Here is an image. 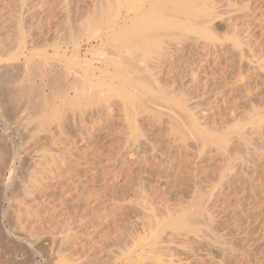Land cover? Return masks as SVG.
<instances>
[{"label": "rangeland", "instance_id": "374dc122", "mask_svg": "<svg viewBox=\"0 0 264 264\" xmlns=\"http://www.w3.org/2000/svg\"><path fill=\"white\" fill-rule=\"evenodd\" d=\"M118 1L0 0V264H264V0L167 4L147 58Z\"/></svg>", "mask_w": 264, "mask_h": 264}, {"label": "bare ground", "instance_id": "6f19581e", "mask_svg": "<svg viewBox=\"0 0 264 264\" xmlns=\"http://www.w3.org/2000/svg\"><path fill=\"white\" fill-rule=\"evenodd\" d=\"M199 1H202V0H199ZM206 1H208V0H206ZM227 1V0H226ZM175 2H177L178 4H181L182 2H185V4L186 3H189L188 4V6L189 5H191V8H192V13L189 11L191 8H189V7H187L186 6V8H188L187 10L190 12V14H188V18L191 20L194 16H193V14H198V11H200L201 12V9L202 8H200L199 6L201 5V3H200V5H198L199 4V2H198V0H119L118 2H117V5H116V8H117V10L118 9H122V11L123 12H125V13H127V15H128V17H131L130 18V25L124 30V31H122L121 30V32H124V35H127V38L129 39L130 37H132V36H134V37H137L135 40H134V38L133 39H131V40H129L130 41V43H131V45H132V49H128L127 50V53L129 52V53H132V51H133V48H134V53H133V55H135V53H136V50H138V49H136V47H140V49H141V51H139L138 50V52H140V53H138V54H140V55H142L143 53H144V55H142V58H143V56H147L148 55V52H147V54H146V52H144V50H145V48H147V49H149V46H150V49H151V47L153 48V47H158L157 46V44H160L158 41L159 40H157V37L158 36H160L161 35V33L163 34V33H166V34H169V33H167V30L168 29H170L169 27H171V19L170 18H168L167 17V14H166V16L164 15V12L162 11V9H163V7H165L167 4H169L168 6H171L170 5V3L171 4H174ZM195 2V3H194ZM204 2V1H203ZM211 2V1H210ZM217 2V1H216ZM197 3V5H195ZM214 4V3H213ZM259 4V3H258ZM112 6H113V4H111ZM175 5V4H174ZM108 6H110V5H108ZM111 7V6H110ZM114 7V6H113ZM177 5H176V7H174V9L175 10H177ZM204 7V6H203ZM222 7V6H221ZM224 7V6H223ZM115 8V9H116ZM169 8H171V7H169ZM200 8V9H199ZM260 8V7H259ZM114 9V8H113ZM172 9H173V6H172ZM171 9V10H172ZM178 9H179V7H178ZM204 9V8H203ZM211 9V8H210ZM108 10V9H107ZM107 10H106V12H107ZM111 10V9H110ZM116 10V11H117ZM184 10H186V9H184ZM183 10V11H184ZM113 11V10H112ZM111 11V12H112ZM120 11V10H119ZM180 11V10H179ZM203 11H206L205 9L204 10H202V12ZM211 11V10H210ZM246 12H247V10H246ZM117 13V12H116ZM205 13V12H204ZM107 14V13H106ZM109 14V13H108ZM185 14V13H184ZM206 14V13H205ZM204 14V15H205ZM113 15V14H112ZM138 15V16H137ZM177 14H174V16H176ZM109 16V15H108ZM139 16H141V17H139ZM170 16H173V15H170ZM190 16H191V18H190ZM243 16V15H242ZM181 17V16H180ZM106 18V17H105ZM138 18V19H137ZM175 18V17H174ZM178 18V17H177ZM195 18V17H194ZM113 19V18H112ZM176 19V18H175ZM180 19V18H179ZM196 19V18H195ZM194 19V20H195ZM205 19V18H204ZM206 19H208V17L206 18ZM105 20V19H104ZM132 20V21H131ZM134 20V21H133ZM197 20V19H196ZM195 20V21H196ZM221 20V19H220ZM191 21H193V20H191ZM260 21V20H259ZM224 22V21H223ZM195 23V22H194ZM249 24V23H248ZM209 25V24H208ZM234 25V24H233ZM246 25V24H245ZM226 26V25H225ZM225 28V27H224ZM229 28V27H228ZM187 30V29H186ZM213 30V29H212ZM243 30V29H242ZM183 31V30H182ZM205 31V30H204ZM215 31H216V29H215ZM241 31V30H240ZM120 32V31H119ZM214 32V31H213ZM243 32H246V31H244L243 30ZM160 34V35H159ZM183 34V33H182ZM202 34L204 35V36H206V35H208V33L205 31V32H203L202 31ZM210 34V33H209ZM238 34V33H237ZM201 35V34H200ZM156 38H155V37ZM162 36V35H161ZM166 36V35H165ZM172 36V35H171ZM170 36V37H171ZM177 36V35H176ZM119 37H121V36H119ZM123 37H125V36H123ZM122 37V38H123ZM166 37H168V35L166 36ZM202 37V36H201ZM169 38V37H168ZM126 38H124L123 39V44H127L128 43V47H129V41L127 42V43H124V41H126L125 40ZM150 39V40H149ZM180 39V38H179ZM185 39V38H184ZM134 40V42H131V41H133ZM161 40V39H160ZM181 40V39H180ZM198 40V39H197ZM133 43V44H132ZM157 43V44H156ZM116 45V44H115ZM153 45H155V46H153ZM215 45V44H214ZM219 45V44H218ZM121 46V48H122V45H120ZM126 46V45H125ZM134 46V47H133ZM115 47V46H114ZM124 47V46H123ZM142 47H145L144 49H142ZM155 47V48H156ZM214 47V46H213ZM222 48V47H221ZM250 48V47H249ZM117 49V48H116ZM146 49V50H147ZM149 49V50H150ZM182 49V48H181ZM215 49V48H214ZM119 50V49H118ZM126 50V49H125ZM130 50H132L131 52H130ZM142 50H143V52H142ZM145 50V51H146ZM126 52V51H125ZM138 54H136L137 56H139ZM146 54V55H145ZM160 54V53H159ZM128 55H130V54H128ZM157 55V54H156ZM141 57V56H140ZM148 57V56H147ZM146 57V58H147ZM152 57V56H151ZM181 57V56H180ZM228 57V56H227ZM130 58V57H129ZM133 57H131V60H133L132 59ZM139 58V57H138ZM150 58V57H149ZM159 58V57H158ZM145 59V58H144ZM139 60L140 61H142L143 59H141V58H139ZM156 60H157V57H156ZM159 60V59H158ZM180 60V59H179ZM144 61V60H143ZM250 61V60H249ZM77 62V61H76ZM118 63V62H117ZM143 63V62H142ZM145 63V62H144ZM146 64V63H145ZM133 66H134V64H132ZM131 65V66H132ZM168 65V64H167ZM119 66V65H118ZM223 66V65H222ZM217 67V66H216ZM25 68V67H24ZM170 68V67H169ZM26 70V69H25ZM222 70V69H221ZM5 71V70H4ZM69 71V70H68ZM210 71V70H209ZM26 72V71H25ZM129 72V71H128ZM148 72V71H147ZM217 72V71H216ZM5 73V72H4ZM19 74H21V73H19ZM44 74V73H43ZM209 74V73H208ZM225 75V74H224ZM5 76V75H4ZM224 77V76H223ZM151 78H152V76H151ZM150 78V79H151ZM20 80V79H19ZM19 80H18V82H19ZM156 80V79H155ZM158 80V79H157ZM217 80V79H216ZM48 82V81H47ZM50 82V81H49ZM57 82V81H56ZM24 83V82H23ZM68 83V82H67ZM148 83V82H147ZM152 83V82H151ZM208 83V82H207ZM247 83V82H246ZM57 84V83H56ZM134 84V83H133ZM138 84V83H137ZM140 84V83H139ZM216 84V83H215ZM6 85H8V84H6ZM19 85H21V84H19ZM147 86H148V84H147ZM147 86L145 87V88H147ZM243 86V85H242ZM48 87H50V86H48ZM149 87H151V86H149ZM148 87V88H149ZM144 88V89H145ZM35 88L33 87V84H32V86L31 87H29L28 89H26L25 90V88H23L22 86H18L17 87V93L21 96L22 94L24 95V93L26 92V91H28V93H25V94H28V95H31V93H32V91L34 90ZM52 89V88H51ZM158 89H160V88H158ZM157 90V89H156ZM36 91H37V89H36ZM54 91H55V89H54ZM146 91H148L149 92V90H146ZM159 91V90H158ZM15 92V91H14ZM49 92H50V90H49ZM48 92V93H49ZM45 93V92H44ZM125 94H126V92H124ZM125 94H123V95H125ZM164 94V93H163ZM22 95V96H23ZM39 95V94H38ZM49 95V94H48ZM166 95V94H165ZM21 96V97H22ZM81 96V95H80ZM20 97V98H21ZM58 97V96H57ZM155 97V96H154ZM163 97V96H162ZM40 98V97H39ZM60 98H61V96H60ZM31 99V97L30 98H28V101ZM129 99V98H128ZM151 99V98H150ZM155 100V99H154ZM163 100V99H162ZM168 100V99H167ZM167 100H166V102H167ZM44 101V100H43ZM53 101V100H52ZM127 101V100H126ZM165 101V100H164ZM33 102V101H32ZM157 102V101H156ZM169 102V101H168ZM167 102V103H168ZM174 101H172V103H173ZM27 103V102H26ZM50 103H51V101H50ZM154 103V102H153ZM185 103V102H184ZM28 104V103H27ZM29 104H30V102H29ZM132 104V103H131ZM174 104H175V102H174ZM169 105V104H168ZM175 105H177V103L175 104ZM25 106V105H24ZM32 106V105H31ZM44 106H45V103H44ZM164 106V105H163ZM162 106V107H163ZM127 107V106H126ZM166 107V106H165ZM179 107V106H178ZM32 108V107H31ZM30 108V109H31ZM128 108V107H127ZM171 108V107H170ZM180 108V107H179ZM40 109H42V108H40ZM172 110V109H171ZM175 110V109H174ZM23 111V110H22ZM25 111V110H24ZM32 111V110H31ZM129 111V110H128ZM132 111V110H131ZM26 112V111H25ZM28 112V111H27ZM135 112V111H134ZM31 114V113H30ZM135 114V113H134ZM33 115V114H32ZM130 115V114H129ZM127 117V116H126ZM133 117V116H132ZM32 118V117H31ZM252 118V117H251ZM128 120H131L130 118L128 119ZM185 121V120H184ZM132 123V122H131ZM132 124H134V123H132ZM131 124V125H132ZM177 124V123H176ZM130 125V124H129ZM186 126V125H185ZM237 126V125H236ZM131 127V126H130ZM233 128V127H232ZM37 130H39V129H37ZM180 130V129H179ZM183 130V129H182ZM197 132V131H196ZM198 132H199V130H198ZM206 132V131H205ZM207 133V132H206ZM208 134H209V132H208ZM214 139V138H213ZM57 141V140H56ZM201 141V140H200ZM218 141V140H217ZM225 141V140H224ZM23 142V141H22ZM201 142H203V141H201ZM222 145V144H221ZM207 146V145H206ZM255 146V145H254ZM220 148V147H219ZM256 148H258V147H256ZM4 149H5V151H4ZM4 149L1 147L0 148V163L2 164V162L3 161H7L8 159H6V158H8L7 157V155H8V153H6V151H7V149L4 147ZM61 149V148H60ZM13 151V150H12ZM8 152V151H7ZM32 152V151H31ZM219 153V152H218ZM12 154H14L13 155V158H11L9 161H8V172L11 174L12 172H13V169H14V164H13V161L12 160H15L14 158H15V155H16V150L14 149V151H13V153ZM220 154V153H219ZM254 155V154H253ZM220 156V155H219ZM48 160V159H47ZM37 161V160H36ZM51 161V160H50ZM58 162V161H57ZM247 162V161H246ZM4 163V162H3ZM7 163V162H6ZM249 168V167H248ZM80 170V169H79ZM16 171V170H15ZM36 172V171H35ZM39 173V172H38ZM10 174H9V176H10ZM209 180V179H208ZM28 181V180H27ZM237 181V180H236ZM208 183V182H207ZM233 184V183H232ZM19 185V184H18ZM55 185V184H54ZM246 186V185H245ZM21 189V188H20ZM34 189V188H33ZM52 189V188H51ZM55 189H57V188H55ZM197 190V189H196ZM14 191V190H13ZM25 191V190H24ZM37 191V190H36ZM41 191V190H40ZM198 191V190H197ZM242 192V191H241ZM209 193V192H208ZM16 195V194H15ZM20 195V194H19ZM58 195V194H57ZM206 195V194H205ZM13 196H14V194H13ZM61 196V195H60ZM62 197V196H61ZM201 199H203V198H201ZM61 202V201H60ZM223 203V202H222ZM165 205V204H164ZM238 205V204H237ZM174 206V205H173ZM178 206V205H177ZM42 207V206H41ZM200 207V206H199ZM234 207V206H233ZM43 208V207H42ZM193 208V207H192ZM207 209V208H206ZM183 210V209H182ZM233 210V209H232ZM224 211V210H223ZM16 213H18V212H16ZM235 213V212H234ZM181 214V213H180ZM46 215V214H45ZM169 215V214H168ZM174 215H176V214H174ZM204 215V214H203ZM235 215V214H234ZM8 216V215H7ZM54 216V215H53ZM173 216V215H172ZM190 216H191V214H190ZM253 216V215H252ZM57 217V216H56ZM169 217V216H168ZM166 218L167 220H161V222L160 223H158L157 224V226H156V228H155V230H153L154 232H153V235H152V237L153 238H157V239H159V237H160V234L163 232V231H165L167 228H170V229H172V230H179V229H187L191 224L189 223L190 222V220L186 217V216H183V212H182V214L181 215H177V216H175V217H173V218ZM189 217V216H188ZM214 217V216H213ZM11 218V217H10ZM18 218V217H17ZM43 218V217H42ZM58 218V217H57ZM154 218V217H153ZM207 218V217H206ZM258 218V217H257ZM28 219V218H27ZM45 219V218H44ZM159 219V218H158ZM192 219V218H191ZM17 220V219H16ZM156 220V219H155ZM193 220V219H192ZM199 220V219H198ZM251 220V219H250ZM37 221H40V220H37ZM159 221V220H158ZM210 221V220H209ZM156 222V221H155ZM7 223V222H6ZM9 223V222H8ZM18 223V222H17ZM150 223V222H149ZM195 223V222H194ZM253 223V222H252ZM22 225V224H21ZM106 226V225H105ZM149 226H150V224H149ZM192 226V225H191ZM37 227V226H36ZM107 227H109V226H107ZM106 227V228H107ZM154 227V226H153ZM166 228V229H165ZM193 228V227H192ZM207 228H208V226H207ZM122 229V228H121ZM169 229V230H170ZM197 229V228H196ZM206 229V228H205ZM151 230V229H150ZM194 230V229H193ZM201 230V229H200ZM234 230V229H233ZM171 231V230H170ZM170 231H168L169 233H170ZM188 232V231H187ZM187 232H186V234H187ZM199 232V231H198ZM152 234V233H151ZM163 234V233H162ZM162 238V237H161ZM155 239L153 240V242H151L150 243V247L152 246H154V244H155ZM156 239V240H157ZM162 240V239H161ZM41 241V240H40ZM49 241V240H48ZM52 241H53V239H52ZM159 241V240H158ZM169 241V240H168ZM170 241H171V238H170ZM157 242V241H156ZM36 243V242H35ZM53 243V242H52ZM218 243V242H217ZM41 244V243H40ZM157 244V243H156ZM160 244V243H159ZM50 245V244H49ZM40 247V246H39ZM151 247V248H152ZM169 248V247H168ZM102 249V248H101ZM156 249H157V247L155 248V251H156ZM162 250V249H161ZM178 250V249H177ZM154 251V253H156ZM179 252V251H178ZM161 253V252H160ZM168 253V252H167ZM160 255V254H159ZM168 256V255H167ZM163 263V262H162ZM245 263V262H244Z\"/></svg>", "mask_w": 264, "mask_h": 264}]
</instances>
